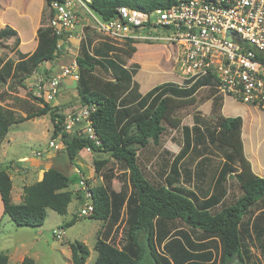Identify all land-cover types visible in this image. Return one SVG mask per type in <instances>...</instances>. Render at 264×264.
<instances>
[{
  "label": "trees",
  "instance_id": "obj_1",
  "mask_svg": "<svg viewBox=\"0 0 264 264\" xmlns=\"http://www.w3.org/2000/svg\"><path fill=\"white\" fill-rule=\"evenodd\" d=\"M44 1L49 10L47 23L42 17L36 30L35 49L30 54L19 53L16 61L1 58L0 82L13 78L22 83L39 65L61 54L58 37L48 25L52 0ZM175 1L82 0L102 20L113 18L118 5L149 11L165 8ZM11 38L17 46L20 40L16 30L8 25L0 28V40ZM131 43L117 45L105 38L94 43L89 34L79 43L76 89L81 106H95L90 119L100 141L98 145L84 135L63 132L65 116L38 97L35 98L40 103L30 105L24 117L5 105L0 97V145L10 125L47 114L52 122V135L61 133L70 160L89 146L93 152L109 154L118 165L122 182L119 190H115L111 185L113 169L100 170L106 159H93L102 184L90 189L94 209L88 218L104 222L94 244L95 264H138L144 256L147 264H264V177L252 172L243 154L241 117L222 115L223 97L216 94L217 78L213 73L197 79L186 78L182 85L162 82L144 95L137 93L138 84L133 80L137 64L128 69L117 60L118 53L129 55L135 50ZM100 69L110 77L98 73ZM202 87H208V96L212 98V126L195 114L191 127H181L176 112L194 105L196 93ZM260 107L264 108V104ZM166 127L181 129L184 141L164 171L162 181L151 183L139 167L138 152L149 142L159 145ZM205 135L221 153L222 163L210 186L190 190L186 184L203 179L202 163L207 158L200 155L192 179L190 173L182 171L181 164L192 143ZM228 177L235 178L241 191L230 201L225 200ZM73 182L65 172L50 167L40 180L23 186L21 200L15 203L11 199L12 180L0 164L3 214L17 226L38 227L44 222L47 209L66 213L75 198L69 190ZM176 220L185 224L190 233L176 227ZM74 221L72 218L66 225ZM118 230L120 245L114 243ZM69 249L72 264L85 263L89 250L83 242H71ZM0 264H8L7 255L1 251ZM19 264L35 263L32 258L24 257Z\"/></svg>",
  "mask_w": 264,
  "mask_h": 264
},
{
  "label": "rangeland",
  "instance_id": "obj_2",
  "mask_svg": "<svg viewBox=\"0 0 264 264\" xmlns=\"http://www.w3.org/2000/svg\"><path fill=\"white\" fill-rule=\"evenodd\" d=\"M33 6L37 9L38 3H34ZM73 8L77 15L76 32L83 27L84 36L89 34L93 38L94 43L102 39V34L94 28L92 13L80 5H75ZM48 11L45 5L41 18L43 17L46 23ZM32 15L33 12H26L24 10V0H0V22L3 21L0 24V28L6 22L17 30L20 40L17 46L13 44V38L0 40V59L10 58L16 61L19 53L30 54L35 49L36 33H32L31 35V32L35 31L36 24L35 19H32ZM80 41H72V48L75 47L76 43L78 45ZM131 45L134 46L135 50L129 55L118 53L117 60L128 69L137 64L133 80L142 91H147L149 88L162 82L177 85L184 84L186 79V76L183 74L184 67L181 64L180 52L176 51L174 46L159 41H133ZM70 58V53L61 51V54L52 63L46 62L35 68L22 83L18 82V79L13 78L7 79L6 82H0V97L3 98V103L11 106L17 114L24 117L26 111L30 109V105L40 103V100L36 99L32 94L36 78L39 75L44 76L45 70L48 71L47 76L55 74L59 71L60 65L69 64ZM98 73L104 77H110V74L102 69ZM73 81L74 85L71 86H65L64 82L60 83L58 95L54 100L49 102L57 110V113L65 116L64 119L68 114L76 113L81 108L79 96L75 88L77 87V82ZM208 92L207 88H200L196 93L197 102L176 112V115L181 119V127L183 125L190 127L193 125L194 113H198L200 117H203L206 125L212 126L211 109L204 103ZM222 110L224 114L229 116L238 115L243 119L242 128L244 130L248 129L253 139L258 142L259 155L261 160L264 161V108L235 101L232 97H225ZM51 126L52 123L49 115L27 118L20 123L10 125L7 135L3 138L0 148V164L2 168L8 170L12 179L14 185V194L12 193V196L14 200L15 197L17 198L16 189L19 186L17 181L19 177H16L15 174L19 170L17 172L12 171L10 164L22 165L23 162L19 160L20 157H30L39 151L43 153L41 158L45 159V149L57 151V160L61 165H70L71 163L72 169L74 166L79 168L83 175L87 177L92 187L102 184L101 174L94 171L92 159H106L100 170L106 172L105 170L109 168L113 169L115 176L112 178L111 185L113 189L119 190L122 182L119 178L120 170L109 154L91 152L92 155H90V153L82 150L78 152L76 158L70 160L65 148L61 144L58 143L56 148L48 146V141L58 136V134L56 136L52 135ZM180 131L181 129L179 128L172 129L166 127L161 135L159 145L149 142L146 147L139 151L137 157L139 167L143 175L151 183L162 181L161 177L164 171L167 170L168 164L182 146L184 137ZM61 142L63 143L62 140ZM190 149L189 154L182 161L181 169L185 174L190 173L191 179L197 168L196 162L200 159L198 158L199 153H204L207 158L202 163V169L205 172L203 179L192 180L186 184V187L190 188V190L194 189L198 191L212 184L215 172L222 163V156L216 147L207 140L206 135L199 137L197 143L193 142ZM98 154L99 156H97ZM39 168L42 169L43 166L40 165ZM91 169H93V175L90 177ZM62 170L66 174L72 172L69 169ZM77 175L75 172L69 175L74 180L70 184V188L76 182ZM33 181H35V178L28 176L25 183ZM226 188L227 194L225 200L227 201L235 199L241 193L233 177H228ZM81 206L82 202L73 198L65 214H57L53 210L47 209L44 222L38 227L17 226L7 215H4L5 218L0 222V251L9 255L12 254L8 264H16L14 257H19L20 254L31 257L35 264H72L69 243L76 240L83 242L89 250V255L84 264H95L97 252L94 249V244L99 232L103 228L104 222L88 218V216L79 217L78 212ZM72 218H75V221L70 225H66ZM174 224L176 227L190 233L187 226L182 222L176 220ZM57 228L62 229L64 232L62 239H56L53 235V231ZM120 235L121 232L118 230L114 241L116 245H120L122 242ZM138 264H147L145 256Z\"/></svg>",
  "mask_w": 264,
  "mask_h": 264
},
{
  "label": "built area",
  "instance_id": "obj_3",
  "mask_svg": "<svg viewBox=\"0 0 264 264\" xmlns=\"http://www.w3.org/2000/svg\"><path fill=\"white\" fill-rule=\"evenodd\" d=\"M75 5L88 10L82 0H52L49 4L52 13L48 25L58 37L57 48L70 54L72 41L79 42L84 37L83 27L76 32ZM92 16L94 28L110 42L168 43L180 52L185 78L197 79L213 73L218 94L258 107L264 104V0H176L165 8L149 11L118 5L113 18L102 20ZM74 53L69 64L60 66L55 74L36 78L33 96L49 103L58 95L65 78L78 79ZM94 110L95 106L89 104L68 114L62 131L84 135L98 145L100 141L90 119ZM60 136L59 132L57 137ZM57 137L48 141L50 148L57 147L56 140L61 139ZM84 148L90 151L89 146ZM75 172L79 179L72 193L82 202L78 216L85 217L94 209L92 186L79 168ZM63 234L59 228L53 231L56 239H62Z\"/></svg>",
  "mask_w": 264,
  "mask_h": 264
},
{
  "label": "crops",
  "instance_id": "obj_4",
  "mask_svg": "<svg viewBox=\"0 0 264 264\" xmlns=\"http://www.w3.org/2000/svg\"><path fill=\"white\" fill-rule=\"evenodd\" d=\"M34 3H38V8L37 9H35V7L33 6V4ZM44 6H45V1L44 0H24V10H26V12H33V15H32V19L34 18L35 19V24H36V29H35V31L33 30L32 32H31V35H32V33L34 34V33H36V30H37V28H38V26L40 25V21H41V16H42V12H43V9H44ZM93 14V13H92ZM94 15V14H93ZM3 23V21H1L0 22V24H2ZM5 25H8V26H10L9 24H7L6 22L4 23V25L2 26V27H4ZM1 27V28H2ZM11 28H13L12 26H10ZM13 29H15V28H13ZM16 30V29H15ZM16 32H17V30H16ZM74 32V31H73ZM17 35H18V32H17ZM36 35V34H35ZM20 43V42H19ZM112 43V42H111ZM36 44H37V38H36ZM122 44V43H121ZM76 46H78L79 47V44L77 45V43H76V45H75V47ZM35 47H36V45H35ZM34 47V48H35ZM72 48L73 50L71 51L72 53H71V55L73 54V52H75L74 54L75 55H77V52H78V47H76V48ZM34 50V49H33ZM32 52V51H31ZM30 52V53H31ZM56 59V58H55ZM54 59V60H55ZM54 60H52L51 62H49V63H52ZM70 60H71V58H70ZM47 62V61H46ZM46 62H44V63H46ZM42 65V64H41ZM41 65H39V66H41ZM67 65V64H66ZM38 66V67H39ZM60 66H65V65H60ZM59 69H60V67H59ZM46 71V70H45ZM45 71H44V74L45 75H48V74H46L45 73ZM65 79H71V78H65ZM76 81V80H75ZM73 83H74V81H73ZM72 83V79H71V81H68V83L66 84V83H63L65 86H71V85H74ZM65 88H67V87H65ZM70 88H72V87H70ZM76 88V87H75ZM152 88V87H151ZM151 88H149V89H151ZM202 88H207L208 89V87H202ZM148 89V90H149ZM77 90V89H76ZM147 90V91H148ZM217 90V89H216ZM147 91H142L141 89H140V87H138L137 88V93H139L140 95H144ZM209 94V93H208ZM208 94H207V97H206V100H205V104L207 105V107H209V109H211V101H212V98L210 97L209 98V96H208ZM216 94L217 95H221V94H218V92L216 91ZM222 97H223V100H222V106H221V113H222V115H224V116H229V115H227V114H224L223 113V101H224V98L225 97H229V96H224V95H222ZM231 98V97H230ZM81 107H83V106H81ZM79 111V110H78ZM77 111V112H78ZM73 114H75V113H73ZM195 114H197V115H199L198 113H194L193 114V116L195 115ZM47 114H45V115H42V116H39V117H45ZM242 119V118H241ZM49 120V119H48ZM193 120H194V118H193ZM52 123V122H51ZM242 123H243V119H242ZM193 124H194V122H193ZM183 126H185V125H183ZM186 126H188V125H186ZM52 127V126H51ZM188 127H190V126H188ZM8 133V132H7ZM251 134V132L247 129V130H244V128H242V125H241V141H242V146H243V154H244V156L246 157V159L249 161V163H250V168H251V170H252V172L255 174V175H257V176H259V177H264V161H262L261 160V157H260V155H259V150H258V142L257 141H255L254 139H253V137H252V135H250ZM7 135V134H6ZM57 138H59V137H57ZM51 140V139H50ZM56 141H58V143L59 144H61L63 147H64V144L63 143H61V139L59 140V139H57ZM1 143H2V141H1ZM59 146V145H58ZM0 148H1V145H0ZM59 150V149H58ZM82 150H84V151H86V152H88V153H90V155H92V153L91 152H93V151H87L85 148H83ZM82 150H80L79 152H81ZM57 151H55L54 149H45V154H46V158L45 159H42L41 157H42V155H43V153L42 152H40L39 151V154H37V152H35L32 156H30V157H20L19 158V160H21V162H23V164L22 165H16L15 163H12V164H10V167H12V171H15V172H17L18 170H19V172L18 173H16L15 174V176L17 177H19L18 179H17V181H18V184H19V186L17 187V189H16V193H17V198L15 197V200L13 199V196H12V193L14 194V185H13V182H12V189H11V199H12V201L13 202H15V203H18V202H20V200H21V195H22V188H23V186H25V185H27V184H31V183H33V182H35V181H37V180H40L41 178H42V175H43V172L45 171V170H47V167H54V168H57V169H59V170H61V171H63L62 169H64V170H66V169H69V170H71L72 172H75V166H74V168L72 169L71 168V163H70V165H61L60 163H59V161L57 160V153H56ZM93 153H95V152H93ZM98 153H101V154H103L102 152H98ZM139 153V152H138ZM78 154V153H77ZM200 155H204V153H199V155H198V158L200 157ZM97 156H99V154L97 155ZM76 157H77V155H76ZM75 157V158H76ZM93 159H96V158H93ZM93 159H92V161H93ZM40 165H42L43 166V168L42 169H40L39 167H40ZM60 167H62V168H60ZM11 169V168H10ZM92 171H93V169H91V173H90V177L93 175L92 174ZM95 171V170H94ZM64 172V171H63ZM72 172H69V174L68 175H70ZM76 173V172H75ZM82 173V172H81ZM78 174V173H77ZM83 174V173H82ZM28 176H31V177H34L35 178V181H33V182H31V183H25V180H26V178L28 177ZM11 178V177H10ZM87 178V177H86ZM234 178V177H233ZM78 179H79V175H77V180H76V182L73 184V187L72 188H70L69 187V190H73L75 187H76V183L78 182ZM228 179V178H227ZM235 179V178H234ZM12 180V179H11ZM75 197V196H74ZM233 200V199H232ZM5 217H4V214H3V205H2V201H1V199H0V222H1V220H3ZM10 219V218H9ZM112 234V233H111ZM4 254H6V253H4ZM7 255V258H8V261L10 260V258L12 257V254L11 255H9V254H6ZM24 257H28V256H24L23 254H20V256L19 257H14V262L16 263V264H19L22 260H23V258ZM31 258V257H30Z\"/></svg>",
  "mask_w": 264,
  "mask_h": 264
},
{
  "label": "water",
  "instance_id": "obj_5",
  "mask_svg": "<svg viewBox=\"0 0 264 264\" xmlns=\"http://www.w3.org/2000/svg\"><path fill=\"white\" fill-rule=\"evenodd\" d=\"M231 35H232L231 32H229V33L227 34V38L230 39V38H231ZM68 81H71V79H64V80H63V82L66 83V84L68 83ZM72 83H73V80H72ZM73 84H74V83H73ZM49 168H50V167H47V169H49Z\"/></svg>",
  "mask_w": 264,
  "mask_h": 264
}]
</instances>
